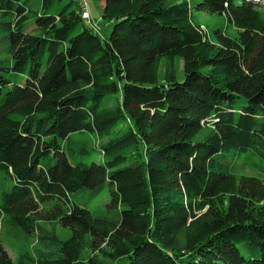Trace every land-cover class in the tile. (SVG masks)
Instances as JSON below:
<instances>
[{
    "label": "trees",
    "instance_id": "1",
    "mask_svg": "<svg viewBox=\"0 0 264 264\" xmlns=\"http://www.w3.org/2000/svg\"><path fill=\"white\" fill-rule=\"evenodd\" d=\"M194 9L237 36L206 32L186 1L103 0L102 36L72 0H0V230L41 245L13 263L0 239V264H105L82 257L88 244L114 264H264V183L234 173L249 149L264 173V12L249 0ZM78 133L104 141L102 163ZM105 184L99 216L59 204Z\"/></svg>",
    "mask_w": 264,
    "mask_h": 264
},
{
    "label": "rangeland",
    "instance_id": "2",
    "mask_svg": "<svg viewBox=\"0 0 264 264\" xmlns=\"http://www.w3.org/2000/svg\"><path fill=\"white\" fill-rule=\"evenodd\" d=\"M63 2H69L70 0H62ZM87 10L90 15L89 20H85V24L88 27L93 29L96 26V30L102 36H106L111 31V24L101 19L102 15V2L103 0H87ZM168 2L174 3L178 1H186L191 7L192 20L195 24H199L206 32L212 35V32L216 29H221L224 33L230 38H235L237 36V29L232 27L226 20L224 15H219L216 13H203L196 11L194 5L201 0H167ZM253 3H257L261 10L264 12V0H249ZM40 4V3H39ZM28 29L27 32H31L34 29L32 26V20L27 22ZM6 31H3L0 28V45H5L6 41L4 37L6 36ZM0 59H8V55H0ZM165 58H161L160 67L158 72V81L161 82L164 74V64ZM174 65L177 75V80L181 81L184 78L183 70V60L179 57L174 58ZM5 76L8 75L5 70L2 72ZM19 81H25V77H19ZM112 104V103H111ZM208 127H205L200 130L197 136L194 138V141L202 140L208 133ZM70 139L78 141L79 148H84L87 152H90L91 161L96 163H102V155L94 151L96 145L99 147L104 143L103 140H98L97 136L93 133H78L70 135ZM75 148V147H74ZM90 156V155H89ZM235 171L237 175L251 176L259 178L264 183V173L262 171V163L255 156V153L252 150L243 151L237 153L235 157ZM110 200V188L107 184L103 185L100 189L89 190L83 189L69 195V202H59L64 209L76 204L78 206L88 209L91 213L96 216L101 215L102 210L106 207V204ZM56 201H49L40 206V210L43 212L51 211L56 205ZM47 230L54 231L59 239L67 240L69 238L70 232L66 228H62L59 224H46L43 225ZM1 229V228H0ZM0 239L3 245V248L6 250L7 254L11 258L13 263H18L19 258L22 255L29 257L34 256L36 249L41 247L40 244L36 242L35 237L25 236L21 231L5 227V230H0ZM104 249V248H103ZM103 249H93L88 244L85 248L82 257L86 258L90 255L97 256L105 264H114L112 260L106 259L102 253ZM243 250V249H242ZM107 251V249H105ZM23 264H32L30 260L26 259ZM119 264H128V262L119 261Z\"/></svg>",
    "mask_w": 264,
    "mask_h": 264
},
{
    "label": "bare ground",
    "instance_id": "3",
    "mask_svg": "<svg viewBox=\"0 0 264 264\" xmlns=\"http://www.w3.org/2000/svg\"><path fill=\"white\" fill-rule=\"evenodd\" d=\"M72 1L76 4L78 11L81 15V18L83 20H86L85 9L87 10V0H72Z\"/></svg>",
    "mask_w": 264,
    "mask_h": 264
},
{
    "label": "built area",
    "instance_id": "4",
    "mask_svg": "<svg viewBox=\"0 0 264 264\" xmlns=\"http://www.w3.org/2000/svg\"><path fill=\"white\" fill-rule=\"evenodd\" d=\"M85 7V6H84ZM85 15H86V20H89L90 19V15L89 13L87 12V10L85 9ZM96 30V26L94 28Z\"/></svg>",
    "mask_w": 264,
    "mask_h": 264
}]
</instances>
